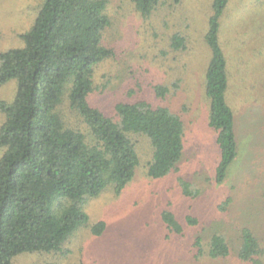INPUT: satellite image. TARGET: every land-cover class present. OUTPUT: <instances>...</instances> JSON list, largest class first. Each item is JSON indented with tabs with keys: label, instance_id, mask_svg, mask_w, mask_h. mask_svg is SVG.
<instances>
[{
	"label": "rangeland",
	"instance_id": "374dc122",
	"mask_svg": "<svg viewBox=\"0 0 264 264\" xmlns=\"http://www.w3.org/2000/svg\"><path fill=\"white\" fill-rule=\"evenodd\" d=\"M44 0H0V51L24 46L21 34L34 25ZM111 26L104 44L113 57L98 66L91 104L116 118L120 102L145 101L168 108L184 123V151L178 171L160 179L148 174L154 148L145 136L133 135L140 164L120 195L106 190L89 199L88 226L80 227L60 252L25 253L13 264H188L202 237L204 247L215 234L233 245L225 260L199 264H252L237 257L241 230L250 228L264 247V0H231L221 18L220 43L228 60L227 101L235 114L238 157L224 183L216 182L221 157L217 133L210 128L211 102L206 92L212 59L206 41L215 0H162L144 18L132 0H108ZM185 38L184 49L172 47V37ZM168 93L161 97L162 88ZM17 81L0 86V102L11 103ZM163 92V91H162ZM59 111L66 125L88 135L89 128L66 97ZM6 115L0 110V130ZM6 149H0V160ZM196 195L186 196L184 184ZM191 192V190H187ZM231 201L225 206L227 201ZM224 209H220V206ZM171 211L184 226L171 233L162 213ZM198 220L191 226L187 218ZM104 222L94 236L91 227Z\"/></svg>",
	"mask_w": 264,
	"mask_h": 264
},
{
	"label": "trees",
	"instance_id": "16d2710c",
	"mask_svg": "<svg viewBox=\"0 0 264 264\" xmlns=\"http://www.w3.org/2000/svg\"><path fill=\"white\" fill-rule=\"evenodd\" d=\"M161 1L132 0L144 18ZM230 1L215 0L206 35L212 52L206 85L209 126L217 133L221 150L218 184L226 180L239 152L235 114L227 101L228 60L220 43L221 18ZM172 2L177 5L181 0ZM108 5V0H44L33 27L20 35L24 46L0 51V86L12 80L18 85L13 102H0L6 115L0 130V149H6L0 160V264H13L25 253L60 252L80 227L88 226L89 199L106 190L120 195L140 164L131 136L143 135L152 143L151 178L178 171L185 136L180 116L137 101L118 103L114 118L90 102L96 69L114 55L104 44L111 26ZM184 43L182 35L172 37L174 49H184ZM157 88H162L161 97L168 93V87ZM66 97L89 128L91 141L83 131L66 125L59 111ZM184 186L186 196L196 195L188 183ZM162 220L171 233L184 234V226L171 211H164ZM187 222L198 224L192 217ZM105 230L104 222L91 227L94 236ZM240 236L238 259L264 264L259 237L248 227ZM204 245L202 237L195 239L197 252L188 264L206 258L225 260L234 251L223 234L213 235L207 248Z\"/></svg>",
	"mask_w": 264,
	"mask_h": 264
}]
</instances>
